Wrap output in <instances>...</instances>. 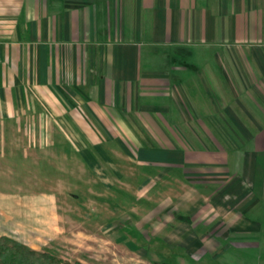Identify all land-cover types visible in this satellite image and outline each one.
I'll return each instance as SVG.
<instances>
[{"label": "rangeland", "instance_id": "1", "mask_svg": "<svg viewBox=\"0 0 264 264\" xmlns=\"http://www.w3.org/2000/svg\"><path fill=\"white\" fill-rule=\"evenodd\" d=\"M30 87L2 94L36 107L0 123V233L70 264H264L262 126L81 120L72 89L61 122Z\"/></svg>", "mask_w": 264, "mask_h": 264}, {"label": "crops", "instance_id": "2", "mask_svg": "<svg viewBox=\"0 0 264 264\" xmlns=\"http://www.w3.org/2000/svg\"><path fill=\"white\" fill-rule=\"evenodd\" d=\"M21 76L61 122L72 89L81 120L104 105L118 123L117 110L145 109L159 123L262 126L263 152L264 0H0V123L36 107L2 95Z\"/></svg>", "mask_w": 264, "mask_h": 264}, {"label": "trees", "instance_id": "3", "mask_svg": "<svg viewBox=\"0 0 264 264\" xmlns=\"http://www.w3.org/2000/svg\"><path fill=\"white\" fill-rule=\"evenodd\" d=\"M0 264H70L50 251H37L10 236H0ZM76 264H84L77 261Z\"/></svg>", "mask_w": 264, "mask_h": 264}]
</instances>
